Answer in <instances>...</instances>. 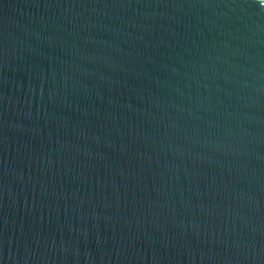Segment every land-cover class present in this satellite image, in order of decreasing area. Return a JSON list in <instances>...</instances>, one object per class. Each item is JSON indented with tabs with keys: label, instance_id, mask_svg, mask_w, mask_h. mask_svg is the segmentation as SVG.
Wrapping results in <instances>:
<instances>
[{
	"label": "water",
	"instance_id": "water-1",
	"mask_svg": "<svg viewBox=\"0 0 264 264\" xmlns=\"http://www.w3.org/2000/svg\"><path fill=\"white\" fill-rule=\"evenodd\" d=\"M0 264H264V0H0Z\"/></svg>",
	"mask_w": 264,
	"mask_h": 264
}]
</instances>
